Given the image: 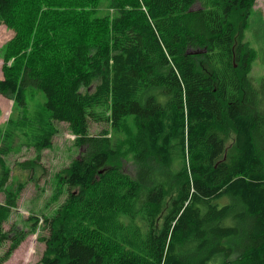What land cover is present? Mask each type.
Returning a JSON list of instances; mask_svg holds the SVG:
<instances>
[{
	"label": "trees",
	"instance_id": "obj_1",
	"mask_svg": "<svg viewBox=\"0 0 264 264\" xmlns=\"http://www.w3.org/2000/svg\"><path fill=\"white\" fill-rule=\"evenodd\" d=\"M255 2L0 0L14 32L0 50L13 108L0 128V264L29 235L2 228L25 186L4 156L33 149L17 165L32 172L55 122L83 150L60 172L61 207L39 219L38 264H264V79L245 41L251 14L264 41ZM89 120L106 126L91 135Z\"/></svg>",
	"mask_w": 264,
	"mask_h": 264
},
{
	"label": "rangeland",
	"instance_id": "obj_2",
	"mask_svg": "<svg viewBox=\"0 0 264 264\" xmlns=\"http://www.w3.org/2000/svg\"><path fill=\"white\" fill-rule=\"evenodd\" d=\"M193 8L198 9V5ZM254 10L260 12L264 20V0H256ZM105 11V6H101L95 12V17L104 16ZM261 32L256 16L251 14L249 27L245 32V41L249 42L250 46L258 53V59L253 63L251 71V76L256 82L260 78L264 79V51L261 50L264 41ZM13 36L12 30L7 29L4 25L0 26V50ZM3 62L4 59L0 55V76ZM40 99L44 101L43 94H40ZM12 110V101L0 95V128L5 127ZM54 125L57 133L52 139V146L42 151L40 166L34 167L32 172L30 170L22 171L17 165L28 159H33L35 157L33 149L24 146L20 151L9 152L4 156L6 165L11 169L12 180L19 179L25 183V186L18 196L16 207L11 209L10 217L2 224V228L7 232L20 230L29 233V235L17 249L12 250L2 264H38L44 250V244L38 238L47 233V230L44 229V222L39 219L51 216L61 207L60 205L66 197L64 187L59 180L60 172L79 156L83 148L80 149L76 146L75 136L66 123L55 122ZM105 126L104 122L89 120V133L96 135ZM131 170V167L128 166L127 171L131 172ZM54 196H57L56 199ZM4 199V194L0 192V205L4 203ZM32 215L38 217V229L33 232L32 223L28 220ZM10 247L9 240L0 244V258L6 256ZM209 264H218V261L214 260Z\"/></svg>",
	"mask_w": 264,
	"mask_h": 264
},
{
	"label": "crops",
	"instance_id": "obj_3",
	"mask_svg": "<svg viewBox=\"0 0 264 264\" xmlns=\"http://www.w3.org/2000/svg\"><path fill=\"white\" fill-rule=\"evenodd\" d=\"M0 77H2V74H1V76Z\"/></svg>",
	"mask_w": 264,
	"mask_h": 264
}]
</instances>
